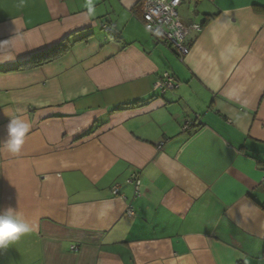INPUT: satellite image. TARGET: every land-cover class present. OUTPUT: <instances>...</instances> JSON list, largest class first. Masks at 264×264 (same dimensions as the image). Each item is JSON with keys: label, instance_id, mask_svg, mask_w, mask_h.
<instances>
[{"label": "crops", "instance_id": "obj_1", "mask_svg": "<svg viewBox=\"0 0 264 264\" xmlns=\"http://www.w3.org/2000/svg\"><path fill=\"white\" fill-rule=\"evenodd\" d=\"M140 2L0 0V211L33 226L0 264H264V0H181L185 25L212 16L182 60Z\"/></svg>", "mask_w": 264, "mask_h": 264}, {"label": "built area", "instance_id": "obj_2", "mask_svg": "<svg viewBox=\"0 0 264 264\" xmlns=\"http://www.w3.org/2000/svg\"><path fill=\"white\" fill-rule=\"evenodd\" d=\"M181 0H141L140 16L144 29L150 34L155 44H162L172 48L178 59L182 60L190 50V35L200 30L199 24L185 25L179 14L178 7ZM176 88L174 79L168 73H163L160 78L153 84L152 91L163 95L165 92ZM197 122L186 121L183 130L187 131ZM162 143L157 145L159 150ZM127 184L134 189L135 196L139 195L140 180L135 174L131 175ZM112 194L118 195V186L112 188ZM128 215H132V211L127 209ZM73 251L76 249L71 248Z\"/></svg>", "mask_w": 264, "mask_h": 264}, {"label": "clouds", "instance_id": "obj_3", "mask_svg": "<svg viewBox=\"0 0 264 264\" xmlns=\"http://www.w3.org/2000/svg\"><path fill=\"white\" fill-rule=\"evenodd\" d=\"M29 125L21 118L9 120L7 125V138L4 141L5 148L12 153L20 150L23 137ZM33 230V226L23 220L12 208L0 211V249L8 248L23 234Z\"/></svg>", "mask_w": 264, "mask_h": 264}, {"label": "trees", "instance_id": "obj_4", "mask_svg": "<svg viewBox=\"0 0 264 264\" xmlns=\"http://www.w3.org/2000/svg\"><path fill=\"white\" fill-rule=\"evenodd\" d=\"M212 18V16H208L204 19V21L200 24V29H202L207 22ZM68 40H63L59 44H57L52 49L42 52L40 54H37L30 58L29 60L23 62L20 64V68H26V67H40L44 64L50 63L53 60L57 59L58 57L62 56L68 51L69 48ZM141 103H135V104H129L132 106H139ZM242 264V263H237Z\"/></svg>", "mask_w": 264, "mask_h": 264}]
</instances>
